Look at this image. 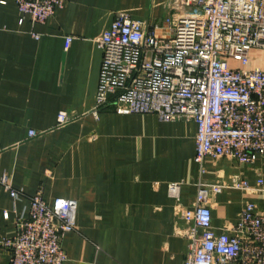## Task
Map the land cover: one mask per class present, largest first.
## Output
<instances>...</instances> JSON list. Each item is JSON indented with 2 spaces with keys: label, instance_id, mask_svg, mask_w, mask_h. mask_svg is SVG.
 <instances>
[{
  "label": "crops",
  "instance_id": "crops-1",
  "mask_svg": "<svg viewBox=\"0 0 264 264\" xmlns=\"http://www.w3.org/2000/svg\"><path fill=\"white\" fill-rule=\"evenodd\" d=\"M176 6L177 0H63L39 24L13 0L0 4V178L26 196L77 202L76 229L62 241L64 264H182L188 241L176 211L192 205L197 181L239 172L253 184L252 171L226 159L207 160L200 174L193 121L120 114L112 104L97 118L90 113L101 64L96 40L115 14L160 30ZM60 112L77 117L57 127ZM30 129L39 135L29 138ZM170 183L181 184L177 201ZM247 201L264 208V192L227 188L212 197L213 226L235 223ZM27 205L0 184V240L15 234ZM9 258L0 243V264Z\"/></svg>",
  "mask_w": 264,
  "mask_h": 264
},
{
  "label": "built area",
  "instance_id": "built-area-1",
  "mask_svg": "<svg viewBox=\"0 0 264 264\" xmlns=\"http://www.w3.org/2000/svg\"><path fill=\"white\" fill-rule=\"evenodd\" d=\"M13 1L22 16L39 24L63 6V0ZM96 44L101 64L90 112L95 118L112 104L120 114L193 121L201 175L207 160L221 159L253 172V184L239 172L197 181L192 205L176 211L188 241L182 264H264V208L247 201L232 225L218 231L212 224V197L224 189L264 192V67L248 68L251 51H264V0H177L160 30L118 12ZM76 117L60 112L56 126ZM38 135L28 130L29 138ZM0 184L13 199L28 201L15 220V234L0 240L10 252L9 264H64L62 241L76 229L77 202H49L40 192L26 196L6 176ZM180 186L168 185L176 201Z\"/></svg>",
  "mask_w": 264,
  "mask_h": 264
},
{
  "label": "rangeland",
  "instance_id": "rangeland-1",
  "mask_svg": "<svg viewBox=\"0 0 264 264\" xmlns=\"http://www.w3.org/2000/svg\"><path fill=\"white\" fill-rule=\"evenodd\" d=\"M251 62L248 68L253 67H264V51L259 49H254L251 51ZM237 172V171H236Z\"/></svg>",
  "mask_w": 264,
  "mask_h": 264
}]
</instances>
